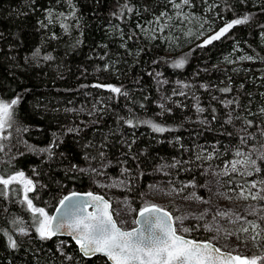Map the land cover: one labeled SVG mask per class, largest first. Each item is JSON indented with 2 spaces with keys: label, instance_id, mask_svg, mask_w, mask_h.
<instances>
[{
  "label": "trees",
  "instance_id": "obj_1",
  "mask_svg": "<svg viewBox=\"0 0 264 264\" xmlns=\"http://www.w3.org/2000/svg\"><path fill=\"white\" fill-rule=\"evenodd\" d=\"M72 4L76 16L66 22L70 27L65 32L59 22L48 23L45 9L67 14L66 0H0V98L22 97L16 118L28 128L9 156L25 154L10 163L9 156L0 157L4 161L0 170H23L37 182V191L29 193L35 206L50 215L70 190H92L111 201L84 169L89 163L105 162L100 176L124 181L131 203L139 209L145 192L162 176L157 169L163 163L169 164L168 183L182 188L204 182L206 162L224 167L234 157L244 159L236 156L237 151L253 159L254 151L264 145V0H191L189 9L195 17L207 18L211 35L226 22L250 17L205 47H198L203 42L196 41L194 25L186 40L170 26L160 31L165 23L157 24L155 18L173 12L169 0H72ZM40 21L47 26L41 27ZM153 24L157 31L151 33ZM37 48L41 57L53 59L32 60ZM244 56L253 59L242 60ZM179 59L185 60L184 67H173ZM156 73L164 80L160 92ZM96 84L120 87L127 95L93 87ZM224 88L230 91L223 92ZM145 120L172 130L155 133L138 123ZM54 140L51 156L29 151L23 143L46 148ZM241 173L230 171L221 177L224 186H232V197L226 201L237 208V215L255 220L247 215L252 202L235 193L245 190L243 181L246 185L252 180ZM21 198L22 193L0 197V227L18 244L9 248L0 233V264H106L103 257L83 258L70 238L41 241L34 229L19 235L10 222L13 218L31 224ZM160 204L171 207L166 201ZM235 220L223 228L250 244L249 255L264 254V246H254L251 231L240 233L242 221L232 223ZM258 222L264 226V221ZM192 237L209 239L200 221ZM60 241L71 261L58 251Z\"/></svg>",
  "mask_w": 264,
  "mask_h": 264
},
{
  "label": "snow or ice",
  "instance_id": "obj_2",
  "mask_svg": "<svg viewBox=\"0 0 264 264\" xmlns=\"http://www.w3.org/2000/svg\"><path fill=\"white\" fill-rule=\"evenodd\" d=\"M69 6V13L56 12L54 9H45L46 19L49 24L59 22L60 27L67 32L70 25L66 23L76 16L75 7L72 0H66ZM173 8L176 9V17L178 19L189 20V16L182 12L185 5H190L191 0H169ZM128 12L133 9L124 5ZM113 15H116L113 13ZM162 17H167L171 20L172 17L168 16L166 12H161L159 17L155 18L157 24L160 23ZM248 15L242 18L233 19L226 22L223 27L216 31L209 38L205 39L198 47H205L212 44L214 41L221 40L234 26L245 24L249 21ZM149 23H152L149 21ZM41 27H46L43 21L39 22ZM137 27H140L138 24ZM168 27L164 24L160 28ZM202 27V25H201ZM191 34V33H189ZM203 35V33H201ZM53 38L55 36L53 35ZM155 39V37H152ZM52 60L51 55H43L41 57V49L37 48L32 53V60L39 61ZM242 60H252L251 56L241 57ZM185 64L184 59H179L173 63L175 68H183ZM96 88H106L114 94L127 95L122 92L120 87L113 85H93ZM223 92H228L230 89L224 88ZM184 93H180L183 95ZM21 96L6 101L0 98V157L9 156L12 153L13 147H17L20 143L19 136L23 132H27L28 128L20 125L16 118L17 106L21 103ZM228 103H232L229 101ZM163 108V105H160ZM197 111L203 112V108H197ZM264 111V109H262ZM130 127L134 126L132 120L125 121ZM138 123L147 124L155 133H164L172 129L154 123L151 120L140 121ZM251 125V122H249ZM68 131H73L69 129ZM13 133L16 136V144H12ZM264 135V132L261 133ZM56 135L55 133L53 134ZM243 143V138L241 140ZM29 151L48 153L52 155V148L55 145V140L46 148H36L35 146L28 145L27 141L23 142ZM58 146V145H57ZM24 152H17L15 155L9 156L8 162L16 158V155L22 156ZM236 156H243L244 159H237L231 162V171L237 172L238 166L245 168L249 164L252 166L256 173L261 172V167L257 164V159L264 161V154H261L257 159H252L250 156H245L244 153L237 151ZM211 159V156H209ZM4 161L0 159V163ZM175 167V165H170ZM76 166L73 165L72 168ZM228 165H225L224 175L228 174ZM35 175H39L35 168L32 169ZM84 171V169H80ZM91 171L95 172V169ZM242 175H252L251 171L241 173ZM264 184V181H261ZM120 185L124 181H119ZM43 186V185H41ZM116 187V184L112 185ZM251 188H257V184L253 182ZM37 191V182L29 177L23 170L8 173L7 171L0 170V197L10 199L11 196L22 193L20 203L26 205V210L31 214V224L25 225L19 218H13L10 222L17 229L18 234L22 236L29 235L30 231L34 229L37 237L41 241L51 240L58 235H67L75 242L79 249V253L83 258L91 259L93 257L105 258L106 264H264V254L255 255L251 257L236 253L235 249L230 251L223 250L217 246L214 241L216 236L210 239L198 240L192 237L194 231L199 230L196 228L185 226V220L189 219L185 215H176L167 211L164 207L145 203L143 207L136 213V218L132 221L136 227L131 230L121 228L114 218L119 216V212H113L112 205L109 200L104 196L88 192L86 194H79L76 192L64 196L59 201V206L56 209L57 215L50 216L48 212L42 207L35 206L33 198H30L29 193ZM264 188H261L256 194H251L252 200H264ZM240 196L243 199H248L249 195L241 189ZM86 197V198H85ZM38 198V197H37ZM127 204V201H125ZM88 209H91L89 211ZM6 211V210H5ZM264 206L259 208H252L247 215L257 217L255 220H248L246 216H236L237 221H242L241 226L238 228L240 233L247 234L251 231L250 239L253 241L254 246H264V226L258 221H264ZM206 213L201 214L196 219L202 220ZM221 218L228 216L229 213L217 212L215 214ZM215 220V216L213 217ZM119 223H125L121 220ZM203 230L206 232L221 231L220 227H214L211 224H204ZM0 233L7 237L8 247L16 249L18 247L17 241L13 239L3 227H0ZM232 235V233H228ZM65 242L60 241L62 246ZM61 249L58 247V251ZM236 253V254H234ZM61 254L64 253L61 251ZM66 259L71 261L73 257L66 256Z\"/></svg>",
  "mask_w": 264,
  "mask_h": 264
},
{
  "label": "rangeland",
  "instance_id": "obj_3",
  "mask_svg": "<svg viewBox=\"0 0 264 264\" xmlns=\"http://www.w3.org/2000/svg\"><path fill=\"white\" fill-rule=\"evenodd\" d=\"M176 11L177 10L173 8V12L167 14L168 16L172 17L171 20H168L167 17H162L161 20L165 24H168V26L172 27L173 30H177V33H183V35L181 34L179 38H183L186 40L188 38L186 32L190 30L189 28L192 25H194V27L191 29H193L192 31L195 33L196 41L201 40V42H203L205 39L211 36L213 28L210 27L207 18L195 17L189 9L188 5L183 6L182 12L189 16V20L182 21L181 19H178L176 17ZM149 28L151 29V33L157 31L155 24L149 26ZM184 30L186 31L183 32ZM201 33H203V35H201ZM154 81L158 91L160 92L164 82L163 77L160 73L155 74ZM78 108L81 110L83 109V107L79 106ZM83 111L85 110L83 109ZM239 128L240 127L238 126L237 129ZM254 153L255 154L253 159H257L259 156H261V154H264V145L260 147L258 146ZM237 159L241 158L234 157L230 159L229 163L226 164L228 165V172L231 171V162ZM257 164L262 169L260 173H256L250 164L245 168H241L240 166H238L237 171H251L253 173L250 176L247 175V177H250L252 180H249L246 185L244 184V181L241 183V185L245 186V193L249 195L248 199L253 204L251 205L249 211H251V209L254 207L259 208L261 206H264V200L257 201L251 199V194H256L260 191L261 188H264V184L261 183V181H264V161L257 159ZM104 165L105 162H101L99 165L89 163L84 165V169L89 171L93 175L94 182L106 189L107 195H110L112 211L114 213H120L119 216H114L120 227L123 229L132 228L134 226L132 221L135 219L136 213L140 208L136 209L135 206L131 203L127 191L125 190V183L123 185H120L119 181L105 180L103 174L100 176V167H103ZM92 169H95L96 171L93 172L91 171ZM157 170L158 173L162 174V176L158 177L152 184L151 188L147 192H145V203H153L162 206L160 203L162 201H166L171 206L169 210L174 216L185 215L189 217V219L185 220V226L196 228L197 226H199L200 221L202 231L209 236V239L213 236H216V240L214 241V243H216L217 246H220L222 249L227 251L235 249L236 253L251 257V255L247 253V251H250V244L238 239L239 235L233 233L232 230L230 232L227 231L222 226V224H228L231 227V220L236 219L237 216V208L231 206L232 204H228V202L226 201L227 199L229 200L232 197V186L226 187L221 182V177H223L224 175L223 173L225 171V166H216L211 162H206V164L204 165V182H189L187 186L185 184L182 188H175L168 183L169 179L166 177V175L170 170L169 164L163 163L158 166ZM253 182L257 184V188H251V184ZM113 184H116V187H113ZM240 192L241 191L235 190V193H238L239 195ZM261 195H264V193H261ZM160 197H164L165 199ZM125 201H127V204H125ZM249 211H247V213ZM217 212H225L229 213V215L221 218L215 215ZM204 213H206V215L203 216L202 220L196 219ZM262 214H264V212L260 213V215ZM214 216L215 220H213ZM252 217L257 219V217L255 216ZM121 220L125 221V223H119ZM206 223L211 224L214 227H220L221 231L219 233L204 231L203 225ZM228 233H232V235H228ZM59 248L61 249L60 251L64 253L65 257L70 256L66 252L63 245H59Z\"/></svg>",
  "mask_w": 264,
  "mask_h": 264
},
{
  "label": "water",
  "instance_id": "obj_4",
  "mask_svg": "<svg viewBox=\"0 0 264 264\" xmlns=\"http://www.w3.org/2000/svg\"><path fill=\"white\" fill-rule=\"evenodd\" d=\"M73 192H76V193H79V194H81V195H83V194H86V193H88V192H92L93 194H96V195H101V196H104V195H102V194H100V193H98V192H94V191H91V190H70V191H68V192H66L64 195H62V197L60 198V200L64 197V196H67V195H70L71 193H73ZM105 197V196H104ZM86 198V197H85ZM105 199H107L106 197H105ZM59 200V201H60ZM108 200V199H107ZM59 201L57 202V204H56V206L54 207V209H53V211H52V213L50 214V216H55V215H57V212H56V209H57V207L59 206ZM111 203V202H110ZM166 209V208H165ZM89 211H91V209H88ZM112 210V209H111ZM167 211H169L170 213H172L169 209H166ZM139 211V210H138ZM137 211V212H138ZM115 218V217H114ZM136 218V217H135ZM120 226V225H119ZM134 227H136V225H134L132 228H134ZM132 228H129V229H125V230H131ZM55 237H65V238H70L71 239V237H69V236H67V235H58V236H55ZM72 240V239H71ZM198 240H201V239H198ZM73 241V240H72ZM74 242V241H73ZM75 243V242H74ZM76 245V244H75ZM76 247H77V245H76ZM77 250H78V252H79V249H78V247H77ZM224 250V249H223ZM225 251H227V250H225ZM234 254H236V253H234Z\"/></svg>",
  "mask_w": 264,
  "mask_h": 264
},
{
  "label": "bare ground",
  "instance_id": "obj_5",
  "mask_svg": "<svg viewBox=\"0 0 264 264\" xmlns=\"http://www.w3.org/2000/svg\"><path fill=\"white\" fill-rule=\"evenodd\" d=\"M106 178V177H105ZM110 196V195H109Z\"/></svg>",
  "mask_w": 264,
  "mask_h": 264
}]
</instances>
